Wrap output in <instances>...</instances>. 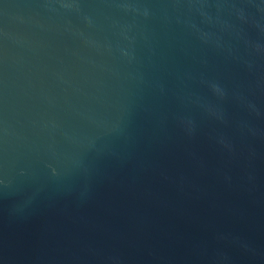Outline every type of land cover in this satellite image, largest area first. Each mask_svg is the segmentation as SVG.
I'll list each match as a JSON object with an SVG mask.
<instances>
[{"label":"water","instance_id":"obj_1","mask_svg":"<svg viewBox=\"0 0 264 264\" xmlns=\"http://www.w3.org/2000/svg\"><path fill=\"white\" fill-rule=\"evenodd\" d=\"M0 264H264V0H0Z\"/></svg>","mask_w":264,"mask_h":264}]
</instances>
